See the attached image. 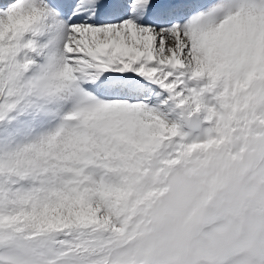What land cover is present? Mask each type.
<instances>
[{"label": "snow or ice", "instance_id": "snow-or-ice-1", "mask_svg": "<svg viewBox=\"0 0 264 264\" xmlns=\"http://www.w3.org/2000/svg\"><path fill=\"white\" fill-rule=\"evenodd\" d=\"M0 264H264V0H0Z\"/></svg>", "mask_w": 264, "mask_h": 264}]
</instances>
